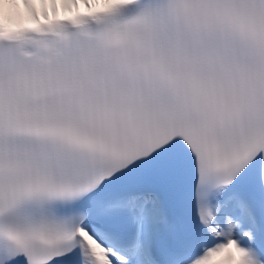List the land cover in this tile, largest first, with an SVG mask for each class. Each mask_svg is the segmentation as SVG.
Instances as JSON below:
<instances>
[{"label": "snow or ice", "instance_id": "obj_1", "mask_svg": "<svg viewBox=\"0 0 264 264\" xmlns=\"http://www.w3.org/2000/svg\"><path fill=\"white\" fill-rule=\"evenodd\" d=\"M0 264H264V0H0Z\"/></svg>", "mask_w": 264, "mask_h": 264}]
</instances>
